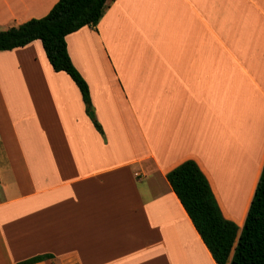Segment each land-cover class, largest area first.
Returning a JSON list of instances; mask_svg holds the SVG:
<instances>
[{
    "label": "crops",
    "instance_id": "0c3cea01",
    "mask_svg": "<svg viewBox=\"0 0 264 264\" xmlns=\"http://www.w3.org/2000/svg\"><path fill=\"white\" fill-rule=\"evenodd\" d=\"M57 1L0 0V30ZM66 41L104 134L40 39L0 50V264H217L167 174L195 160L233 214L225 189L247 179V214L264 166V0H110Z\"/></svg>",
    "mask_w": 264,
    "mask_h": 264
},
{
    "label": "trees",
    "instance_id": "16d2710c",
    "mask_svg": "<svg viewBox=\"0 0 264 264\" xmlns=\"http://www.w3.org/2000/svg\"><path fill=\"white\" fill-rule=\"evenodd\" d=\"M109 1L58 0L45 16L0 30V50L25 46L40 39L53 69L69 74L91 115L94 107L90 88L71 60L66 37L85 25L95 27ZM91 117L103 135L102 125ZM167 178L217 264H264V166L242 227L223 215L207 176L195 160H185L172 169ZM222 207L227 214L232 213L223 202ZM230 217L233 216L230 214ZM43 258L45 256H37L18 264H31Z\"/></svg>",
    "mask_w": 264,
    "mask_h": 264
},
{
    "label": "bare ground",
    "instance_id": "6f19581e",
    "mask_svg": "<svg viewBox=\"0 0 264 264\" xmlns=\"http://www.w3.org/2000/svg\"><path fill=\"white\" fill-rule=\"evenodd\" d=\"M253 165L255 166V164H253ZM221 167H222L221 169H223V165ZM252 168H254V167L251 165V167H250V169H249V171L247 173V176L252 173ZM224 177L226 178L227 177V174ZM225 181H226V179H225ZM246 181H247V179L245 180V182H244V184L242 186H238L236 189H231V188H228V187L225 189V190H227L228 193L229 192L231 193V196H233L236 199H240V200H238L236 202L230 200V204H231V207L233 209L234 215L240 216V217H243L244 216L245 210H246V206H247V198L246 197H243L241 195L242 194L241 191L244 190V186L246 184ZM224 184H225V182H224Z\"/></svg>",
    "mask_w": 264,
    "mask_h": 264
},
{
    "label": "rangeland",
    "instance_id": "374dc122",
    "mask_svg": "<svg viewBox=\"0 0 264 264\" xmlns=\"http://www.w3.org/2000/svg\"><path fill=\"white\" fill-rule=\"evenodd\" d=\"M219 187V186H218ZM221 196V195H220ZM246 198H247V202H248V196H246ZM221 203H222V199H221V201H220ZM220 203V204H221ZM221 206H222V204H221ZM247 207V206H246ZM223 208V207H222ZM223 210V209H222ZM245 212H246V210H245ZM223 215L225 216V217H227V218H229V219H231V220H233V221H235L240 227H242V225H243V220L245 219V214H244V216L243 217H240V216H236V215H234V214H232V213H230L233 217H230V214H227L224 210H223ZM243 221V222H242Z\"/></svg>",
    "mask_w": 264,
    "mask_h": 264
},
{
    "label": "water",
    "instance_id": "95a60500",
    "mask_svg": "<svg viewBox=\"0 0 264 264\" xmlns=\"http://www.w3.org/2000/svg\"><path fill=\"white\" fill-rule=\"evenodd\" d=\"M91 116H94L93 112H91Z\"/></svg>",
    "mask_w": 264,
    "mask_h": 264
}]
</instances>
